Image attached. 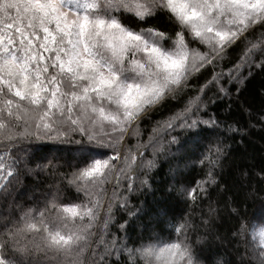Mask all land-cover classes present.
Masks as SVG:
<instances>
[{"label":"snow or ice","instance_id":"1","mask_svg":"<svg viewBox=\"0 0 264 264\" xmlns=\"http://www.w3.org/2000/svg\"><path fill=\"white\" fill-rule=\"evenodd\" d=\"M254 69L264 71V0H0V264H230L204 255L189 219L172 242L155 229L130 240L118 213L135 215L130 194L150 187L161 156L188 151L205 126L225 128L209 104L233 97L226 83L239 94ZM185 96L143 141L142 122ZM227 147L217 136L199 160L210 185ZM38 174L54 182L26 183ZM173 190L197 199L182 183ZM217 213L209 205L206 231ZM231 213L233 238L247 244L244 213ZM256 236L237 264H264V226Z\"/></svg>","mask_w":264,"mask_h":264},{"label":"trees","instance_id":"2","mask_svg":"<svg viewBox=\"0 0 264 264\" xmlns=\"http://www.w3.org/2000/svg\"><path fill=\"white\" fill-rule=\"evenodd\" d=\"M153 23L165 26L163 18ZM237 55V51L231 52L224 64L230 66V61L234 62ZM206 78L207 73L194 80L192 92ZM226 86L232 90L233 97L215 99L208 107V112L214 114L225 128L212 129L205 126L201 141L188 151L179 157L161 156L157 166L149 174L150 187L146 186L130 194L129 207L135 215L129 217L126 211H119L118 223L127 221L126 229L130 240H136L138 235L151 234V230L155 229L161 242H172L177 235L174 225L179 226V223L189 219L195 229L189 235L193 239L197 233L205 237L204 255L209 258L222 257L229 260L230 264H237L240 259L236 255L237 250L240 256H244L248 245L258 244L259 237L253 238V229L264 226V219L259 218L258 212L261 203H264V180L259 175L260 170L264 169V121L260 119L264 116V71L254 69L239 94L235 93L234 85L226 83ZM215 91L213 87L208 95L212 96ZM185 100L186 96L169 100L152 112L151 117L142 122L141 139L147 141L156 122H162L178 112L184 106ZM228 124L241 127L244 131L227 132ZM217 136L228 146L227 157L223 160L222 167L214 170L217 184L210 185L206 176L209 165L207 162L200 164L199 160L216 143ZM184 140L188 142L187 137ZM130 142L134 143L132 140ZM175 147L173 146L174 152ZM54 179L46 174H38L29 177L26 183H38L39 187L44 188L53 183ZM201 182L207 187L206 194L199 190ZM181 183L185 188L197 190L196 200L173 190L174 185L178 189ZM249 193L252 195L249 196ZM108 194L111 195V186ZM209 205L217 208L218 213L206 231L202 220L207 217ZM232 207H238L244 213L245 223L249 224L247 244L244 239L238 240L232 236L237 219L231 213ZM112 230L116 231V228ZM117 235L124 233L117 232Z\"/></svg>","mask_w":264,"mask_h":264}]
</instances>
